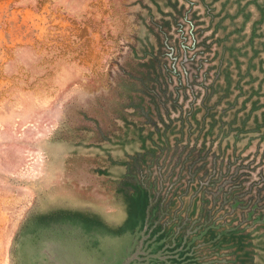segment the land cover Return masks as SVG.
I'll return each instance as SVG.
<instances>
[{
	"label": "rangeland",
	"instance_id": "374dc122",
	"mask_svg": "<svg viewBox=\"0 0 264 264\" xmlns=\"http://www.w3.org/2000/svg\"><path fill=\"white\" fill-rule=\"evenodd\" d=\"M0 264H264V0H0Z\"/></svg>",
	"mask_w": 264,
	"mask_h": 264
}]
</instances>
